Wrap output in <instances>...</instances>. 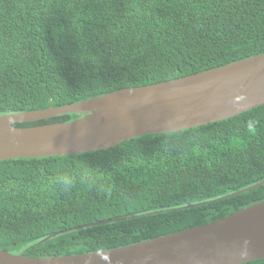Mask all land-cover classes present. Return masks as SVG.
<instances>
[{
    "label": "trees",
    "instance_id": "16d2710c",
    "mask_svg": "<svg viewBox=\"0 0 264 264\" xmlns=\"http://www.w3.org/2000/svg\"><path fill=\"white\" fill-rule=\"evenodd\" d=\"M262 52L264 0H0V115L172 80ZM62 178L72 181L67 192ZM262 179L264 103L101 150L0 160V250L50 257L141 242L264 200V183L227 196ZM190 203L199 204L182 207Z\"/></svg>",
    "mask_w": 264,
    "mask_h": 264
},
{
    "label": "water",
    "instance_id": "95a60500",
    "mask_svg": "<svg viewBox=\"0 0 264 264\" xmlns=\"http://www.w3.org/2000/svg\"><path fill=\"white\" fill-rule=\"evenodd\" d=\"M263 103L264 52L172 80L126 87L63 106L0 115V160L101 150L146 134L226 119ZM73 112L82 115L71 121L14 125ZM263 183L264 179L227 196ZM262 258L264 200L219 220L107 250L50 257L0 250V264H240Z\"/></svg>",
    "mask_w": 264,
    "mask_h": 264
},
{
    "label": "clouds",
    "instance_id": "9594fccd",
    "mask_svg": "<svg viewBox=\"0 0 264 264\" xmlns=\"http://www.w3.org/2000/svg\"><path fill=\"white\" fill-rule=\"evenodd\" d=\"M59 184L65 192L69 191L72 187V181L68 178L60 179Z\"/></svg>",
    "mask_w": 264,
    "mask_h": 264
}]
</instances>
